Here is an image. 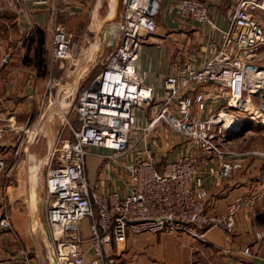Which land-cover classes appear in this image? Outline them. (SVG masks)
I'll use <instances>...</instances> for the list:
<instances>
[{
    "label": "crops",
    "instance_id": "obj_1",
    "mask_svg": "<svg viewBox=\"0 0 264 264\" xmlns=\"http://www.w3.org/2000/svg\"><path fill=\"white\" fill-rule=\"evenodd\" d=\"M176 1L160 0L155 32L141 34L134 64L143 84L153 88L155 101L134 108L137 127H143L158 108L164 97L162 82L174 73L179 60L200 67L217 53L238 0H204L210 18L206 24L180 18L175 12ZM59 11L67 32L84 26L88 33H79L83 40L81 45L78 43V52L76 48L70 49L75 57L73 61L65 65L55 60L50 66L49 9L32 4V0H20L13 8L0 9V55L5 58L0 65V128L4 130L0 137V216H7L10 222L8 229L0 230L3 264H60L53 254L55 247L48 239V230L39 229V222L46 215L47 156L57 141L73 139L67 122L76 129L80 126L74 109L69 108L75 92L77 95L100 70L120 38L123 0H69L59 5ZM252 13L264 31V12L253 10ZM89 33L99 46L93 53L84 47ZM68 34L70 38L72 33ZM50 79L55 87L65 91L61 89L64 93L61 101L66 102L64 111L47 109ZM199 93L204 107L200 110L193 107L199 118L226 108L229 103L228 91L213 83H193L183 95L193 99ZM13 128L23 129L15 132ZM24 129L31 133H23ZM33 132L37 134L31 139ZM19 135L22 139L15 153ZM137 137V132L132 135L134 140ZM187 145L184 138L159 122L137 141L135 149L116 159L107 158L113 154L108 148L91 147L85 167L88 184L97 191H116L123 196L127 191L123 165L135 159L142 148L153 154L161 171ZM259 159L251 155L241 157V169L224 179L214 175L215 158L203 159L199 168L204 174L207 210L223 214L236 197L261 189ZM253 176L259 181L255 182ZM259 204L260 199L254 214L249 209L236 214L235 226L229 235L220 227L209 228L204 241L182 232L128 234L122 241L104 244V256L112 260L110 264H264V237L256 238L252 229L264 234V208ZM87 224L88 220L84 219L80 225L81 248L90 257ZM246 247L249 254L243 252Z\"/></svg>",
    "mask_w": 264,
    "mask_h": 264
},
{
    "label": "built area",
    "instance_id": "obj_2",
    "mask_svg": "<svg viewBox=\"0 0 264 264\" xmlns=\"http://www.w3.org/2000/svg\"><path fill=\"white\" fill-rule=\"evenodd\" d=\"M67 1L32 0V4L49 9L51 14L50 66L55 60L69 61L71 56L69 34L58 15L59 5ZM18 2L0 0V9L13 8ZM159 6L160 0H123L120 38L100 70L77 92L73 109L80 126L76 129L66 121L73 139L57 141L47 156L46 215L39 222V229L46 228L49 241L56 243L60 264H110L112 260L104 256L103 245L111 240L122 241L128 234L182 232L204 241L209 228L220 227L229 235L240 210L255 213L258 195L236 197L220 215L208 211L204 174L199 168L203 159L215 158L214 175L224 179L241 169V157L262 158L260 183L264 192V152H236L229 146V137L241 123L242 112L249 118L264 114V66L257 62L264 46V31L252 13L264 12V0H238L217 53L200 67L179 60L174 73L162 82L164 97L158 108L143 127H137L134 108L154 104L155 96L153 88L143 84L134 59L141 34L156 30ZM175 12L183 19L210 23L204 0H177ZM4 61L0 55V65ZM193 83H213L225 88L229 94L227 107L205 118L197 117L193 107L203 109L202 95L196 94L193 99L183 95ZM47 86L48 99L55 100V82L50 79ZM174 98L177 99L172 108ZM159 122L188 142L178 156L158 171L153 154L142 148L135 159L123 165L127 173V191L123 196L89 186L85 167L91 147L108 148L113 154L107 158L116 159L135 149L137 141ZM20 129L13 128L15 132ZM3 131L0 128V137ZM21 131L31 133L27 129ZM136 132L138 137L134 140L132 135ZM36 134L33 132L31 139ZM21 139L17 136L15 153ZM84 219L88 220L90 257L81 248L80 225ZM9 227L8 217L0 216V230ZM252 229L256 238L264 237L263 232ZM243 252L249 254V248Z\"/></svg>",
    "mask_w": 264,
    "mask_h": 264
},
{
    "label": "rangeland",
    "instance_id": "obj_3",
    "mask_svg": "<svg viewBox=\"0 0 264 264\" xmlns=\"http://www.w3.org/2000/svg\"><path fill=\"white\" fill-rule=\"evenodd\" d=\"M264 26V24H263ZM68 29V28H67ZM88 33L87 29L83 26L81 28H75L72 30H68V33H72L70 36V49H77V52L79 51V46L78 43L81 45L83 38L79 36V33ZM87 41H85L84 43V47L87 49L88 53H93L96 51H98L99 46L97 45V41L95 38H93V34L89 33L87 34ZM76 51V50H75ZM102 56H105V50L102 52ZM74 56L73 54H71L69 61H63L65 63V65L69 64V62L74 60ZM101 61V55L98 57ZM67 62V64H66ZM260 65L264 66V46L262 48V52H260V54H258V61H257ZM64 91L63 88H57L54 87L52 89V92L54 94V99L55 100H48L47 103V109L51 110V111H64L65 110V104L66 102L61 101V97L64 94L62 92V90ZM65 92V91H64ZM67 93V92H66ZM75 97H76V92L74 95V99L71 102V104L69 105V108L72 109L73 108V104L75 102ZM255 103L258 102L257 99L253 100ZM250 125V128L248 130L242 131V126L244 124H248ZM230 138V142H229V146L231 148V150H234L236 152H246L249 150H260L262 152H264V114H258L256 113L254 118H249V116H247L246 112H242L241 115V123L239 124L237 130L229 137ZM254 157V156H252ZM259 158V157H256ZM260 162L258 163V170H260L263 164V159L260 158L259 159ZM259 177V176H258ZM254 179L255 182L259 181V178L256 179L255 176L252 177ZM247 194H251V193H247ZM245 194V195H247ZM253 194H257L258 195V199L257 202L260 199V207L264 208V192L261 189L257 190L256 193ZM259 207V208H260ZM54 247L55 249L53 250V254L55 255V257L57 256V250H56V243H54ZM52 249V248H51ZM58 262V261H57Z\"/></svg>",
    "mask_w": 264,
    "mask_h": 264
},
{
    "label": "trees",
    "instance_id": "obj_4",
    "mask_svg": "<svg viewBox=\"0 0 264 264\" xmlns=\"http://www.w3.org/2000/svg\"><path fill=\"white\" fill-rule=\"evenodd\" d=\"M40 45H41V41H40ZM40 49H41V47H40ZM250 128V125H249V123L248 124H244L243 126H242V131H245V130H248ZM157 168V167H156ZM158 170V169H157ZM159 171V170H158Z\"/></svg>",
    "mask_w": 264,
    "mask_h": 264
},
{
    "label": "water",
    "instance_id": "obj_5",
    "mask_svg": "<svg viewBox=\"0 0 264 264\" xmlns=\"http://www.w3.org/2000/svg\"><path fill=\"white\" fill-rule=\"evenodd\" d=\"M230 106L233 107L232 103H230Z\"/></svg>",
    "mask_w": 264,
    "mask_h": 264
}]
</instances>
